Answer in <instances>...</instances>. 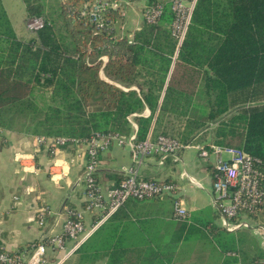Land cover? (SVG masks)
Instances as JSON below:
<instances>
[{
    "label": "trees",
    "instance_id": "trees-1",
    "mask_svg": "<svg viewBox=\"0 0 264 264\" xmlns=\"http://www.w3.org/2000/svg\"><path fill=\"white\" fill-rule=\"evenodd\" d=\"M22 2L27 19L42 17L45 27L19 36L0 0V132L71 140L133 134L138 143L151 132L153 140L165 136L209 151L243 150L255 159L264 188V0H198L180 47L170 0H147L164 5L162 17L144 21L132 42L116 28L124 24L117 11L106 10L98 28L81 16L83 0ZM193 109L200 111L195 117ZM110 177L117 186L125 179ZM165 198L128 200L65 264H182L180 240L130 234L127 207ZM168 202L173 213L175 201ZM243 217L264 224V201L234 223ZM207 228L221 264H264V248L247 230ZM38 244L0 254L20 258Z\"/></svg>",
    "mask_w": 264,
    "mask_h": 264
},
{
    "label": "crops",
    "instance_id": "crops-1",
    "mask_svg": "<svg viewBox=\"0 0 264 264\" xmlns=\"http://www.w3.org/2000/svg\"><path fill=\"white\" fill-rule=\"evenodd\" d=\"M117 1L125 14L121 16L124 24L117 22L116 28L119 34L126 35L129 4H141L143 15L147 0ZM142 25L143 23L126 35L131 42ZM99 58L106 64V57ZM101 77L127 91L124 86L108 79L103 71ZM149 115V111H146L145 116ZM133 126L137 130V126ZM84 153V147L39 145L33 136L9 131L0 132V251L15 252L25 248L27 244H41L44 238L61 234L66 210H72L69 208L83 214L87 229L92 227L97 217L87 213L86 207L84 208ZM132 155L128 147L118 145L100 155L97 178L104 194L117 185L110 177L111 174L124 176L125 170L132 164ZM180 159V162L170 160L171 163L160 166L156 159L150 158L142 176L147 180L157 179L176 185V197H168L182 203V207L188 212L189 221L186 223L174 218L175 208L173 213L169 211L173 209L169 206V198L130 204L125 210L131 220L130 234L132 236L138 233L143 238L159 243L180 240L184 246L182 264H221L224 257L217 246L211 244L207 228L212 223L222 227L221 214L215 206L213 177L209 169V166L214 165L216 158L212 155L207 161L200 157L196 146H191L182 152ZM189 178H193L194 183H191ZM43 208L48 210L49 214L44 225H41L39 217ZM124 214L123 211L121 215ZM248 233L263 248L260 237L251 231ZM67 246L70 248L71 244ZM27 255L25 252L23 256ZM61 255V251L48 254L53 263ZM73 256L74 254L71 257Z\"/></svg>",
    "mask_w": 264,
    "mask_h": 264
},
{
    "label": "built area",
    "instance_id": "built-area-1",
    "mask_svg": "<svg viewBox=\"0 0 264 264\" xmlns=\"http://www.w3.org/2000/svg\"><path fill=\"white\" fill-rule=\"evenodd\" d=\"M172 11L175 14L173 22V35L181 46L198 0H170ZM111 9L124 15L123 7L117 0H83L81 16L102 28L104 24V13ZM163 4L145 5L143 8V19L148 24H157L162 17ZM25 27L30 34H36L45 27L42 17L28 18ZM103 59V58H102ZM90 60H88L89 62ZM39 145L64 147L78 146L85 148V163L82 172V181L85 185L86 212L96 215L98 218L92 227L87 229L82 213L74 210H66V219L61 234L47 237L45 243L38 244L32 248L27 256L11 258L7 254H0L1 264H64L103 224H105L124 204L130 200H146L152 198H163L164 196L176 197V185L161 180H146L142 172L147 166L150 158H156L160 166L169 160L180 162L182 152L191 146H186L178 141L161 136L153 140L151 134L144 142H137L136 136L129 138L120 135H96L85 140H71L67 138L48 139L38 137ZM118 145L128 147L132 155V164L125 170V179L119 186L109 189L105 194L97 182V171L100 166V155ZM199 155L205 160L215 156L214 169L215 180L212 190L215 196V206L218 208L222 227L228 232L245 229L260 237L264 248V226L255 221L243 219L234 223V219L240 215L253 212L264 201V188L262 187L261 174L255 168V159L243 150L222 149L212 146L209 151L204 147H197ZM194 183L193 178H189ZM174 218L185 221L189 215L182 207L181 202H175ZM49 211L43 208L40 212L39 223L44 225ZM71 244L68 248V244ZM61 251L62 255L56 262H51L48 254Z\"/></svg>",
    "mask_w": 264,
    "mask_h": 264
},
{
    "label": "rangeland",
    "instance_id": "rangeland-1",
    "mask_svg": "<svg viewBox=\"0 0 264 264\" xmlns=\"http://www.w3.org/2000/svg\"><path fill=\"white\" fill-rule=\"evenodd\" d=\"M4 4L16 33L19 36H29L30 34L27 32L25 27L27 17L22 0H4ZM140 6L142 5L129 4L128 6V18L125 24L126 35H128L131 31L136 30V28L140 27L143 23V15ZM199 112L200 111L198 109H193L192 117L197 116ZM258 224L264 226L263 223L258 222Z\"/></svg>",
    "mask_w": 264,
    "mask_h": 264
}]
</instances>
